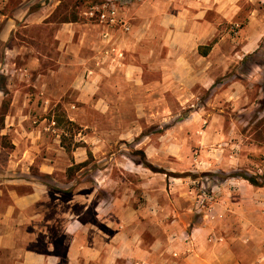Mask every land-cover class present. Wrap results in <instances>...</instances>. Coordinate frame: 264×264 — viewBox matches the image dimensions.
Segmentation results:
<instances>
[{"label": "rangeland", "instance_id": "obj_1", "mask_svg": "<svg viewBox=\"0 0 264 264\" xmlns=\"http://www.w3.org/2000/svg\"><path fill=\"white\" fill-rule=\"evenodd\" d=\"M21 1L0 0V12L12 14ZM53 1L49 20H76L74 27L57 33V26L22 25L0 40V221L10 211L25 221L23 250L45 252L48 238L35 228L41 220L56 253L65 255L62 207L74 215L85 205L74 223L94 222L110 234L94 215L115 194L134 207L152 203L149 214L164 223L166 237L173 231L190 242L185 231L192 236L202 226L200 248L213 230L225 239L217 258L264 264V82L246 85L245 106L198 91L188 100L172 93L157 99L126 77L112 80L121 73L114 67L119 53L121 63L140 64L146 48L114 50V38L107 41L105 29L84 14L102 0ZM135 1L123 10L131 30L140 26L129 17ZM261 47L244 70L263 77L264 39ZM35 191L41 199L20 209L15 201ZM225 201L239 206L225 211Z\"/></svg>", "mask_w": 264, "mask_h": 264}, {"label": "crops", "instance_id": "obj_2", "mask_svg": "<svg viewBox=\"0 0 264 264\" xmlns=\"http://www.w3.org/2000/svg\"><path fill=\"white\" fill-rule=\"evenodd\" d=\"M35 4L39 8L34 9ZM262 4L264 0H136L129 17L139 20V28L132 23L129 33H114L107 41L114 38L118 47L114 48L116 52L133 50L138 43L146 50L140 64L121 63L120 56L123 58L125 54L119 53L114 67L121 73L112 80L126 77L127 82L141 84L140 90L156 94L157 99H164L165 93H172L178 100H188L198 91L220 93L219 97H226L237 106H245L246 85L264 82L263 75L260 77L244 70L250 63L248 59L262 49ZM56 7L53 0L48 4L40 0H22L12 14L5 15L1 11L0 40L6 42L11 34L22 29V25L57 26V33L74 27L75 23L58 24L49 20ZM234 36L239 38L236 43ZM204 52L208 54L204 55ZM252 63L262 70L256 62ZM35 192L36 195L15 201L20 209L41 199L38 193L41 191ZM145 194L149 197L147 200L153 202L147 191ZM114 195H110L107 207L101 204L94 215L97 222L103 221L109 226L108 235H101L94 222L78 220L74 223L84 214L85 205L74 215L67 207L59 210L58 216L66 227L64 235L68 237L64 256L56 253L57 247L50 241L52 231L41 220L37 221L35 228H43L41 232L48 238L45 252L37 248L23 250L28 244L20 230L25 221L11 219L10 211L0 221V264H228L226 258H217L226 249L219 241L225 239L215 231L208 230V243L203 248L197 239L201 234L198 231L204 229L202 226L195 228L192 236L185 231L190 242H182L178 233L173 231L167 232L166 237L164 223L149 214L154 208L152 203L134 207ZM231 203L225 201L222 209L234 210L239 206V203ZM157 209L154 210L158 214ZM224 216L222 213V218Z\"/></svg>", "mask_w": 264, "mask_h": 264}, {"label": "built area", "instance_id": "obj_3", "mask_svg": "<svg viewBox=\"0 0 264 264\" xmlns=\"http://www.w3.org/2000/svg\"><path fill=\"white\" fill-rule=\"evenodd\" d=\"M132 3L133 0H102L101 3L89 7L84 14L89 20L103 27L105 37L110 39L118 29L125 33L131 31L123 10Z\"/></svg>", "mask_w": 264, "mask_h": 264}, {"label": "trees", "instance_id": "obj_4", "mask_svg": "<svg viewBox=\"0 0 264 264\" xmlns=\"http://www.w3.org/2000/svg\"><path fill=\"white\" fill-rule=\"evenodd\" d=\"M76 20H68V19H64L63 22H74ZM201 51V49H200ZM203 54V52H202ZM208 53L207 52H204V55H207ZM90 156H91V153H89ZM242 178H244L245 180H247L248 182H250V184H252L253 186H261L260 183L254 178V177H249V176H245Z\"/></svg>", "mask_w": 264, "mask_h": 264}]
</instances>
